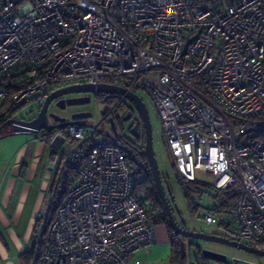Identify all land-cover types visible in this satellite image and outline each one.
I'll use <instances>...</instances> for the list:
<instances>
[{
  "label": "built area",
  "instance_id": "2783aa9c",
  "mask_svg": "<svg viewBox=\"0 0 264 264\" xmlns=\"http://www.w3.org/2000/svg\"><path fill=\"white\" fill-rule=\"evenodd\" d=\"M100 83L150 94L178 175L204 172L233 191L203 222L264 249V0H0V130L17 105ZM92 94L116 102L110 126L126 98ZM100 126L86 119L48 140L53 189L36 214L33 264H141L136 253L154 244V205L132 179L148 165Z\"/></svg>",
  "mask_w": 264,
  "mask_h": 264
},
{
  "label": "rangeland",
  "instance_id": "374dc122",
  "mask_svg": "<svg viewBox=\"0 0 264 264\" xmlns=\"http://www.w3.org/2000/svg\"><path fill=\"white\" fill-rule=\"evenodd\" d=\"M85 94H72V96H82ZM90 95V102L81 105H71L67 106L65 109H60L56 106L54 102H51L48 106V112H57L62 116L69 117L71 112L76 111L78 109H88L91 112V116L87 118L88 123L98 124L100 123L101 126L99 127V131H104L108 135L112 136L113 133L111 131L110 126L107 122L103 121V112L107 111L108 109H112L116 102L109 103L106 100H95L94 95L92 93ZM139 97L142 99L143 103L145 104L150 123L152 128V148L154 155L156 157L158 167L161 173V176L168 182L170 189L172 191L173 201L172 207L177 220L182 219L186 222V226L190 230L194 231H202L206 233H216L220 235H226L225 231L216 225H207L202 220V215L205 210L213 207V198L212 195L215 193L214 188L212 187L213 176L208 175L204 172L196 171L195 178L197 182V187L191 192V201L195 203L197 209L192 210L187 202V199L184 195V183L185 181L178 175L171 156L168 153L166 143L164 140V134L162 131L161 120L158 116L157 109L153 102L152 97L149 93L140 91L138 92ZM70 96V95H69ZM117 101V100H116ZM13 115L16 118H24L26 120L31 119L37 113L39 108L33 107L31 105H24L19 106L17 105ZM129 109H133L132 103L124 99L121 105L117 108L116 113L117 115H122L124 111ZM137 117V114H135ZM132 119L126 122H123L122 127H118V131L124 137V140L132 144L136 140L133 138L129 132L127 131L129 124L131 123ZM13 127L9 124H5L4 127L0 130V191L5 185L7 178L11 175V169L16 160V154L18 150L26 146L28 147V155L31 153V150L38 145V136L36 134H12ZM133 145V144H132ZM50 150L47 148L45 149L42 157L41 167L48 166V156ZM28 157L25 159V161ZM146 162V159H144ZM147 163V162H146ZM146 178V174L144 172L136 173L132 176L133 182H141ZM41 179L36 177L33 181V188L30 191L28 196L24 215L28 212L31 205L33 204V198L35 195V186ZM143 196V195H142ZM170 197V196H169ZM23 215V216H24ZM193 242V244L190 243ZM184 239L185 247H184V256H186L185 261L188 264L190 263V256L195 251L196 245L200 248H206L213 251H219L227 255L228 260L230 262L232 259L239 260L243 263L247 264H264V256H257L243 250L235 249L225 244L217 243L214 241H205V240H190ZM194 243L196 245H194ZM32 247V243L26 247V250L30 252ZM34 260L31 258L28 260V263H24L21 261V264H33ZM156 264H171L170 258L165 256L162 260H158ZM221 264V263H218Z\"/></svg>",
  "mask_w": 264,
  "mask_h": 264
},
{
  "label": "water",
  "instance_id": "95a60500",
  "mask_svg": "<svg viewBox=\"0 0 264 264\" xmlns=\"http://www.w3.org/2000/svg\"><path fill=\"white\" fill-rule=\"evenodd\" d=\"M95 90L97 91H108L113 92L118 95L124 96L127 100L131 101L136 108L138 109L145 126L146 132V140L144 146V155L148 165L149 174L152 178L154 187L158 193V196L161 200V203L164 208L165 217L167 219L169 227L172 229L174 235L183 236L185 238H190L194 240H205V241H214L217 243L225 244L235 249L243 250L245 252L257 255V256H264V249L255 248L253 246H248L236 240L230 239L225 235H219L216 233H206L202 231H194L188 228H182L176 221L172 209L169 203V199L167 198L166 191L170 196V200L173 201L172 191L168 182L162 178L156 157L153 152L152 148V128L151 123L148 115L147 108L143 103L142 99L134 92L128 91L120 86L112 85V84H105L100 83L96 87L92 84H74L69 86H64L55 91L51 92L45 102L40 107L38 113L31 118L30 120H22V119H9L5 122V124H9L13 127L12 134H35L39 131L44 130L47 133L53 132L56 129H61L70 124H85L86 119L91 116L90 111H80V112H73L70 114L69 119L66 117H61L56 115L53 112H47L49 104L62 96L72 95V94H85L82 96H70L67 98H59L56 102V106L60 109H64L66 106L71 105H81L86 104L89 102L90 98L88 96L89 93H93ZM47 117L52 118L54 121H59L57 124H50L47 121ZM128 115L124 119H127ZM109 123L111 126V131L114 135L117 134L116 125L114 123L113 118H109ZM2 136H0L1 138ZM63 142V136L60 134L55 135L52 140L50 141V147L54 150H57L61 143ZM181 221V220H180ZM184 224L186 223L183 219L182 221ZM181 255L184 256V245L185 242L183 239L179 241ZM202 254L216 262H221L224 264L228 263L227 255L222 252L213 251L206 248H201ZM235 264H247L243 263L239 260L232 259ZM195 264V263H193Z\"/></svg>",
  "mask_w": 264,
  "mask_h": 264
},
{
  "label": "crops",
  "instance_id": "0c3cea01",
  "mask_svg": "<svg viewBox=\"0 0 264 264\" xmlns=\"http://www.w3.org/2000/svg\"><path fill=\"white\" fill-rule=\"evenodd\" d=\"M38 142L29 155L26 146L18 150L11 175L0 191V264H21L19 255L27 251L26 247L32 243L36 214L42 208L50 187L52 180L50 164L41 167L43 153L49 148L39 137ZM23 163L24 174L21 176ZM36 177L41 180L35 186L33 204L24 215L26 202ZM153 229L154 244L148 250L136 253L135 257L141 264H156L158 260L170 256L172 243L167 226L163 222H158L153 224Z\"/></svg>",
  "mask_w": 264,
  "mask_h": 264
},
{
  "label": "trees",
  "instance_id": "16d2710c",
  "mask_svg": "<svg viewBox=\"0 0 264 264\" xmlns=\"http://www.w3.org/2000/svg\"><path fill=\"white\" fill-rule=\"evenodd\" d=\"M106 101L109 103L114 102L113 99H107ZM4 106H5L4 104L1 105L0 110L3 109ZM13 111H11V113H13ZM108 113H109L108 110L103 112L104 117H106L108 115ZM2 125L4 127V124L1 123V126ZM35 134H36V137L38 136L42 141H44L45 145H47L48 140L53 135V132L45 133V131L42 130V131H39L38 133H35ZM132 144L135 145L140 150L141 156L143 157V159H145L143 146H140L137 141H135ZM24 167H25V164L23 163L21 165V172H20L21 176L24 174ZM145 174H146V178L141 182H136V184H135L136 193L139 194V196L142 200H149L153 203V205H154L153 211L154 212H160V216H158V217H152L153 211H150L148 213V217H149L151 223L155 224L158 222H163V223H165V225L168 228V231H169L170 237H171V243H172V249H171V253L169 256L171 264H187L185 261L186 256L181 255L179 242L175 238L176 235L174 236L172 234V229L168 225L167 219L165 217L163 205H162L161 200L158 196V193L154 187L152 178H151L148 171H146ZM184 181H185V183H184L185 184L184 185V195L187 199V202H188L190 208L192 210H196L197 207H196L195 203H192V201H191V192L194 189H196L197 182H195V180H192V181L184 180ZM52 189H53V184L50 187V192H52ZM214 190H215V193L212 195L214 203H213V207L209 208L210 210H212L214 212H223L227 208L231 207L234 204L235 196H234L231 188H226V189H222V190L214 189ZM19 258L21 259L22 262L24 261V263H28V260L33 258V247H31L30 252H28V251L22 252L19 255ZM190 260L191 261H190V263L188 262V264H193V263H195V264H216V261L211 260L202 254L200 247H197V249L195 251H193V253L190 256Z\"/></svg>",
  "mask_w": 264,
  "mask_h": 264
},
{
  "label": "flooded vegetation",
  "instance_id": "af4514ba",
  "mask_svg": "<svg viewBox=\"0 0 264 264\" xmlns=\"http://www.w3.org/2000/svg\"><path fill=\"white\" fill-rule=\"evenodd\" d=\"M70 96H72V95H70ZM69 95H67V96H62V97H59V98H67V97H70ZM89 96V95H88ZM59 98H57V99H55V100H53L52 102H54L55 104H56V102H57V100L59 99ZM89 98H90V96H89ZM124 101V100H123ZM89 102H90V100H89ZM88 102V103H89ZM131 102V101H130ZM132 103V102H131ZM121 105V104H120ZM132 105H133V109H129V110H127V111H124L123 112V114L122 115H117V113H115L114 114V116H113V120H114V122H115V125H116V129H118V127L120 128V126L122 127V124H123V122H126V121H129V120H131L132 119V121H131V123L129 124V127H128V129H127V131L129 132V134L133 137V138H135V140L139 143V145L140 146H143V150H144V146H145V140H146V132H145V126H144V122H143V119H142V117H141V115H140V113H139V111H138V109L136 108V106L132 103ZM65 108H67V106L65 107ZM64 108V109H65ZM63 110V109H62ZM80 111H89L88 109H86V108H84V109H78V110H76V111H73V112H80ZM48 112V111H47ZM73 112H71V113H73ZM49 113V112H48ZM53 113H55L56 115H58V116H61V117H65V116H62L61 114H59V113H57V112H54L53 111ZM135 114H137V117H136V115ZM126 115H128V118L127 119H124L125 117H126ZM67 119H69V117H66ZM47 121H48V123H50V124H57V123H59V121H54L52 118H50V117H47ZM65 127H62L61 129H64ZM121 129V128H120ZM165 181V180H164ZM166 195H167V198L169 199V203H170V206H171V209H172V213H173V215H174V217H175V214H174V211H173V207H172V203H171V200H170V197H169V195H168V193H167V191H166ZM175 219H176V217H175ZM176 221H177V223L182 227V228H187V226H186V223L184 224L183 222H181V221H179V220H177L176 219ZM220 235V234H219ZM175 236V235H174ZM175 238L179 241L180 239H189V241L191 240L190 238H185V237H183V236H178V235H176L175 236ZM192 240H194V239H192ZM190 243L191 244H193V242H191L190 241ZM194 245H196L195 243H194ZM197 245H196V248H195V250L197 249ZM255 248H259V247H257V246H255ZM219 252V251H218ZM228 258V257H227ZM218 263H221V262H216V264H218ZM221 264H224V263H221ZM227 264H235L234 263V261H231L230 262V260L228 261V263Z\"/></svg>",
  "mask_w": 264,
  "mask_h": 264
}]
</instances>
